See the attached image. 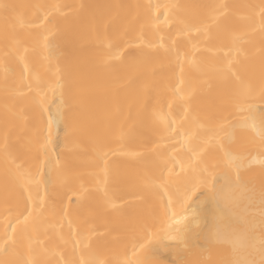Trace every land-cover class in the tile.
Masks as SVG:
<instances>
[{
  "label": "bare ground",
  "instance_id": "bare-ground-1",
  "mask_svg": "<svg viewBox=\"0 0 264 264\" xmlns=\"http://www.w3.org/2000/svg\"><path fill=\"white\" fill-rule=\"evenodd\" d=\"M262 260L264 0H0V264Z\"/></svg>",
  "mask_w": 264,
  "mask_h": 264
},
{
  "label": "snow or ice",
  "instance_id": "snow-or-ice-1",
  "mask_svg": "<svg viewBox=\"0 0 264 264\" xmlns=\"http://www.w3.org/2000/svg\"><path fill=\"white\" fill-rule=\"evenodd\" d=\"M226 155H230V154H226ZM193 191H194V190H193ZM191 194H192V193H187V194H186V198L190 199ZM261 264H264V260L261 261Z\"/></svg>",
  "mask_w": 264,
  "mask_h": 264
}]
</instances>
